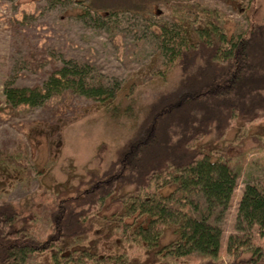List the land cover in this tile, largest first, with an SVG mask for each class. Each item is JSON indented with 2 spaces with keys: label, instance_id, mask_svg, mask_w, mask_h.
Here are the masks:
<instances>
[{
  "label": "trees",
  "instance_id": "16d2710c",
  "mask_svg": "<svg viewBox=\"0 0 264 264\" xmlns=\"http://www.w3.org/2000/svg\"><path fill=\"white\" fill-rule=\"evenodd\" d=\"M191 13L180 14L175 30L159 29L160 51L168 66L179 69L178 76L150 97L131 96L126 106L117 89L111 92L93 77L90 65L73 58L62 59L40 83L4 81L8 109L33 108L74 92L97 100L109 122L127 135L110 157L108 145L101 144L97 156L103 165L88 170L70 191L48 198L36 193L39 201L31 196L26 203L0 200V264H28L44 256L51 264H133L135 259L147 264L151 254L155 260L149 264L184 259L264 264V245L244 239L230 238L228 260L221 255L219 224L245 158L212 160L204 143L209 138L217 145L235 123L264 117V20L232 38L219 23ZM19 61L28 67V61ZM166 189L173 191L165 194ZM107 199L119 204L112 232L121 243L110 255L67 254L63 243L92 235L96 209ZM254 227L263 237L264 189L249 184L239 200L236 228ZM169 230L174 238L162 245Z\"/></svg>",
  "mask_w": 264,
  "mask_h": 264
},
{
  "label": "rangeland",
  "instance_id": "374dc122",
  "mask_svg": "<svg viewBox=\"0 0 264 264\" xmlns=\"http://www.w3.org/2000/svg\"><path fill=\"white\" fill-rule=\"evenodd\" d=\"M187 13L219 23L235 38L252 24L263 22L264 0H0V200L26 203L36 193L48 198L70 191L88 170L103 165L97 156L101 144L108 145L110 157L127 135L109 122L97 100L74 92L33 108L8 109L3 102L4 81L13 78L17 85L31 86L42 82L62 59L73 58L90 65L93 77L111 92L117 89L121 105L126 106L131 96L137 100L150 97L178 76L179 69L168 66L160 51L159 29L175 30L176 19ZM21 58L28 61V67L22 66ZM208 141L204 139L213 152L212 160L245 158L219 224L221 255L227 261L230 238L264 245L256 227L236 228L245 187L256 184L264 189V117L235 123L217 145ZM96 210V230L88 237L65 241L67 254L99 250L101 255H110L121 243L112 232L119 204L107 199ZM173 238L169 230L161 244ZM154 260L151 254L146 263ZM198 260L176 264H199ZM28 264L51 262L44 256ZM133 264H138L136 259Z\"/></svg>",
  "mask_w": 264,
  "mask_h": 264
}]
</instances>
